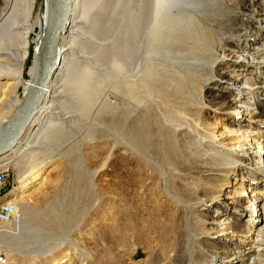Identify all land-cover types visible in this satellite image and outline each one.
Wrapping results in <instances>:
<instances>
[{"label": "bare ground", "instance_id": "bare-ground-1", "mask_svg": "<svg viewBox=\"0 0 264 264\" xmlns=\"http://www.w3.org/2000/svg\"><path fill=\"white\" fill-rule=\"evenodd\" d=\"M2 1L0 133L34 84L40 45L55 12L53 0H43L40 5L38 0ZM259 1L255 4L254 0H69L68 19L58 40L57 65L43 89L42 101L34 109L16 145L8 154L0 155V168L17 167L23 183L17 197L29 200L41 192L40 186L45 179L34 183L50 165L49 160L61 158L53 153L54 149L69 143L71 138L65 139L68 136L74 138L81 134L80 141L86 148L89 145L99 148L102 139L107 138L118 153L136 159L134 161L146 173L141 185L148 207L158 203L175 207L182 214L179 220L186 225L185 214L199 212L200 217L190 221L208 223L204 215L211 207L209 204L223 205V200L230 199L226 193L218 194L229 187V182L225 180L214 185L210 183V177L214 171L223 169L227 173L224 176L236 179L239 167L218 165V157L207 156L202 148L198 155L190 138H178L181 132L195 135L199 137L197 144L217 151L219 145L214 130L223 123L220 118L215 119L210 138L195 134L186 124L171 118L176 114L193 121L195 114L201 116L215 111L231 115L234 125L238 126L247 122L253 124L256 118L264 117V104L257 98L251 104L232 88L218 89L220 94L217 96L202 94L225 76H229L234 85L243 79L246 84L250 82L251 86L246 87L247 84L244 89L251 99L264 89L258 80L264 77V71L261 72L264 69V43L253 49L246 45V38L253 33V29L247 27L249 19L257 17L262 24L260 27H264V17H261L264 12L257 11V8L263 9L264 0ZM32 44L35 47L30 54ZM29 58L31 66L28 68ZM245 60L249 63L245 64ZM256 62L259 64L254 68L252 64ZM254 71L255 78H248ZM196 85L201 87L198 95L193 92ZM20 88L23 95L18 98ZM238 101L246 104L230 111ZM139 110L145 112L141 117L136 114ZM203 120L201 118V124H196L198 132L204 131L201 128ZM258 122L255 124L260 125ZM164 130L172 132V136L176 133L174 144L182 142L177 151L172 150L169 137L166 140L160 138ZM122 133L130 138V145L122 141L119 136ZM243 133L249 139L233 147L247 152L257 138L250 129ZM261 149L260 146L257 158ZM157 161H170L172 167L159 172ZM27 166L30 170L24 172L23 167ZM261 169L260 175L264 179V169ZM191 173L208 179L198 180ZM168 186H173L175 195ZM155 189L156 193H152ZM235 194H239L237 199L247 196L243 192ZM259 199L264 201V194ZM12 202L13 199H9L3 206L15 203L17 216L18 203ZM252 205L236 204L234 213L249 216ZM259 207L255 206V212L262 211L263 218L258 219V214L254 220L250 217L245 229L238 222L208 223L214 227L198 234L197 239L201 242L198 252L222 256L227 250L216 247L217 240L231 244L234 237L240 236L244 239L240 242L244 243L252 239L251 236H263L260 235L262 230L257 234L248 229L253 227L256 218L264 224V204L261 209ZM36 230L42 231L41 226L34 224L32 234L21 237L17 229H9L6 225L0 227V250L3 248L8 252L12 264H73L72 252H84L77 237L74 246L65 245L59 249L53 246V250L46 251L42 244L33 241ZM87 239L93 238L88 236ZM234 256L239 260L244 255L235 253ZM86 258L90 259L89 255L86 254Z\"/></svg>", "mask_w": 264, "mask_h": 264}, {"label": "rangeland", "instance_id": "rangeland-1", "mask_svg": "<svg viewBox=\"0 0 264 264\" xmlns=\"http://www.w3.org/2000/svg\"><path fill=\"white\" fill-rule=\"evenodd\" d=\"M42 1L38 0V4L40 5ZM254 1L255 4L260 2L259 0ZM2 2L0 0V10L2 9ZM258 10L264 12V7L263 9L257 8ZM254 17L252 16L247 22V27L253 29L250 37L246 38L247 42L245 41L248 49L260 48V44L264 43L262 40L264 27L262 29L260 21ZM34 37L35 35H32V38ZM34 47V44L30 46V54L33 53ZM250 53L245 54L251 55ZM246 61L245 64H248V60ZM258 64L259 62H256L252 65L257 68ZM30 66L31 58L28 61V68ZM235 70L239 71L238 69ZM262 70L264 71L261 69V72ZM254 73L255 71L253 75H247V77L255 78ZM25 78H27L26 75ZM263 78L260 79L259 77L258 80L264 86ZM229 79H231L229 76H225L223 80L213 83L211 89L203 91L202 94L217 96L220 94L218 89L227 87L232 88L242 97H246L251 104L255 102L256 98L264 104V89L254 99H251L252 96H247L248 91L244 89L247 84L246 87L251 86L250 82L246 84V79H243L234 85ZM199 90L201 87L198 85L193 88L196 95L200 93ZM17 95L18 98L22 97V88L19 89ZM192 99L195 101V98ZM241 104L246 103L238 101L230 111L234 112L236 106ZM140 111L139 113L136 112L138 117L145 113ZM172 117L171 119L175 118L177 123L186 124L187 128L193 129L195 134L209 138L212 136L210 133L212 127H215L213 124L215 119L220 118L223 122L222 126H216L218 128L214 130L217 132L216 144L219 145L217 151L197 144L199 137L195 135L189 136L181 132L182 135L178 138L183 140L190 138L194 144L192 147L198 151V155L203 149V153L207 156L218 157L216 158L218 165H224L227 168L239 167V170L236 169V179L224 176L227 173L223 169L214 171L215 174L210 177V183L214 185L222 184L225 180L229 182V187L227 186L228 188L224 192L218 194L226 193L230 199L223 200V205L212 206L209 204L210 209L207 210V214H203L208 223L238 222L241 228L245 229L250 217L254 220V216L258 214L260 215L258 219H262V211L258 212L259 209L257 208L258 213L255 212V206L260 205L259 208L261 209L264 204V201L259 199L264 194V179L260 175L262 172L260 169L262 167L264 169V123H262L264 117L254 120L255 123L260 121L258 122L260 125L247 122L238 126L234 125V119H231V115H222L215 111L205 112L201 116L195 114L192 116L193 121L184 120L183 116L176 114ZM201 118L204 119L201 126L204 131L198 132L196 124L200 123ZM246 129H250L257 138L255 142L251 143L250 150L247 152L241 151L242 148L233 147L236 143L249 139L248 135L243 133ZM167 132L164 130L160 138L166 140L169 137L172 150L177 151L182 142L174 144L176 133L172 136V132ZM119 136L124 143L129 144L130 138L128 136L124 133ZM69 138L71 141L65 146L54 149L53 153L58 154L61 158L57 161L49 160L51 161L50 165L44 168L34 183L38 184L42 179H45L40 186L41 192L34 194L29 200H21L17 197V193L23 189L17 167L9 165L7 168H0V171L8 170L9 173L7 189L0 194V212L7 210V206L3 205L9 199L18 203V214L14 222L6 226L9 229H17L21 237L30 236L34 224L40 225L42 231L36 230L37 234L33 241L42 244L46 251L51 250V248L53 250L54 247L59 249L65 245L74 246V238L77 237L78 245L84 252L82 254L80 251V254L78 251L72 252L73 264H254L255 261H258V264H264V224L258 222L257 218L252 225L253 227H248V229L254 230L253 232H257V234L262 230L260 235L263 236H251L252 239L244 243L240 242L244 240L240 236L234 237V242L231 244L217 240L216 247L227 250L225 254H221L222 256L214 255L211 252L201 254L198 252V245H201V242L198 241L197 236L199 233L205 232V229L214 226L202 221L192 223L190 221L192 218L200 217L199 212L197 214L194 211H188L185 214L188 223L186 225L179 220L182 214L175 207L160 205V203L155 207H148V201L143 194L144 188L141 185L146 173L141 168L142 166L134 161L136 159L118 153V149H114L112 141L107 138L102 139V145L99 148H91L90 145L87 148L84 147L85 145L80 141L82 140L81 134L74 137L75 139L71 136L65 139ZM260 146L262 152L257 158L256 153H258ZM232 161H235L236 164ZM171 165L170 161H159L156 167L160 172L172 167ZM23 169H25L24 172L30 170L28 166L23 167ZM191 175L198 177V180L204 177L198 174L197 176L195 173H191ZM206 179L208 178L204 177V181ZM242 188L243 190H241ZM168 189L172 195H175L173 186L172 188L168 186ZM239 192L241 194L243 192L247 196L237 199L239 194L236 195L235 193ZM152 193H156V189ZM152 193L151 195H153ZM250 203L253 205L249 216L243 217L234 213L233 209L236 204L247 206ZM2 226L5 225L0 224V227ZM88 236L93 239L88 240ZM256 241H260V243L255 244ZM2 250L4 249L1 248L0 251ZM6 253L8 264H12L11 257L8 256V252ZM235 253H242L244 256L236 260ZM86 254L89 255L90 259L86 258Z\"/></svg>", "mask_w": 264, "mask_h": 264}, {"label": "water", "instance_id": "water-1", "mask_svg": "<svg viewBox=\"0 0 264 264\" xmlns=\"http://www.w3.org/2000/svg\"><path fill=\"white\" fill-rule=\"evenodd\" d=\"M52 21L43 36L39 49V65L34 84L19 102L16 110L0 133V155H6L16 145L28 125L34 109L41 103L44 88L57 65V46L60 32L68 19L69 0H53Z\"/></svg>", "mask_w": 264, "mask_h": 264}, {"label": "built area", "instance_id": "built-area-1", "mask_svg": "<svg viewBox=\"0 0 264 264\" xmlns=\"http://www.w3.org/2000/svg\"><path fill=\"white\" fill-rule=\"evenodd\" d=\"M8 170L0 171V192L7 189ZM16 204L7 205V210L0 212V224L9 225L13 223L16 218ZM7 254L5 250L0 251V264H7Z\"/></svg>", "mask_w": 264, "mask_h": 264}]
</instances>
